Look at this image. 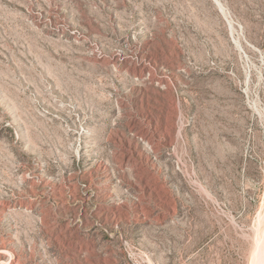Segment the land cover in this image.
I'll return each instance as SVG.
<instances>
[{"label": "rangeland", "instance_id": "obj_1", "mask_svg": "<svg viewBox=\"0 0 264 264\" xmlns=\"http://www.w3.org/2000/svg\"><path fill=\"white\" fill-rule=\"evenodd\" d=\"M0 264H264V0H0Z\"/></svg>", "mask_w": 264, "mask_h": 264}]
</instances>
